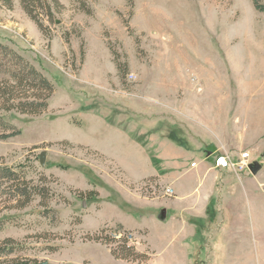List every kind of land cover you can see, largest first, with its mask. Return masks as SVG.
I'll return each mask as SVG.
<instances>
[{"label": "rangeland", "instance_id": "obj_1", "mask_svg": "<svg viewBox=\"0 0 264 264\" xmlns=\"http://www.w3.org/2000/svg\"><path fill=\"white\" fill-rule=\"evenodd\" d=\"M11 3L8 9L0 1V47L22 59L13 61L12 69L28 63L51 83L53 93L38 115L0 110V261L138 264L114 260L106 245L92 240L107 227L111 239L130 232L134 249L151 258L150 244L155 253L140 264H163L160 221L168 215L163 203L175 197L164 195V187L175 179L169 174L174 169L162 171L163 178L137 180L148 166L155 169L150 161L129 157L128 145L90 116L101 123L122 120L127 131L135 120L140 131L151 132L164 115L163 107H154L167 103L169 82L163 72L168 60L182 63L176 52L188 56L194 51L188 61L210 68L213 25L237 22L263 31L264 14L251 0H57L50 5L52 17L42 13L38 26L20 0ZM9 57L0 53V85L10 78L12 70L1 68ZM172 82L180 87V79ZM187 82L198 92L205 90L192 74ZM175 97L172 102L178 103L179 93ZM240 146L260 172L218 171L217 183L245 182L254 192L257 187L251 186L264 185V139ZM190 158L203 161L196 153L180 162L189 166ZM154 165L160 169L157 161ZM180 170L176 185H197L193 170ZM27 183L44 196L18 208L20 198L13 191H31ZM255 197L264 200V194Z\"/></svg>", "mask_w": 264, "mask_h": 264}, {"label": "crops", "instance_id": "obj_2", "mask_svg": "<svg viewBox=\"0 0 264 264\" xmlns=\"http://www.w3.org/2000/svg\"><path fill=\"white\" fill-rule=\"evenodd\" d=\"M236 23L213 25V60L206 62L210 68L188 61L194 51L188 56L177 51L182 63L168 60L163 72L169 82L164 89L167 103L154 107H163L164 115L153 122L151 132L140 131L135 120L130 122L131 133L122 120L101 123L90 116L128 145L129 157L150 161L155 169L148 166V173H139L137 180L163 178L162 171L174 169L169 187L175 197L163 203L168 215L160 221L163 264H264V200L255 197L264 194L261 184L251 186L257 187L254 192L245 182L221 185L219 172L210 169L214 154L238 156L245 150L241 143L264 139V30ZM190 74L199 85L204 83L205 90L190 87ZM177 79L180 87H172ZM178 93V103H173L172 96ZM196 153L203 161L190 158L189 166L180 162ZM182 168L183 173L193 170L197 185L175 184ZM147 249L155 253L148 242Z\"/></svg>", "mask_w": 264, "mask_h": 264}, {"label": "trees", "instance_id": "obj_3", "mask_svg": "<svg viewBox=\"0 0 264 264\" xmlns=\"http://www.w3.org/2000/svg\"><path fill=\"white\" fill-rule=\"evenodd\" d=\"M2 5L11 8V0H0ZM253 7L256 11L264 14V5H261L259 0H251ZM21 7L26 15L33 20L38 26V19L43 13L45 17L51 18L50 5H57V0H20ZM3 50V51H2ZM4 52L5 56H10L9 62L2 65L4 70H12L9 74V80L1 81L0 87V110L9 111L14 109L21 114L38 115L45 111L47 108V101L53 93V86L51 83L43 77L38 71H36L28 63H24L21 68L12 69L14 65L13 61L22 62V59L16 55V53L8 51L5 47H0V53ZM31 185V191H28L25 187L22 189H15L13 192L17 194L20 201L19 206L25 207L26 204L34 196L43 197L44 194L40 193L37 186ZM26 184V185H27ZM29 186V185H27ZM15 187H21V185H15ZM88 195H92V192H88ZM109 231V228L105 227L94 234L92 240L106 245L109 248V253L114 260L124 261L127 263H144L149 260L146 254L138 253L132 246L131 233L125 231L123 234L119 233L115 239H111L105 235ZM117 243V246H114ZM3 253L5 255L9 254ZM149 255V252H148ZM10 262H15L14 260ZM0 264H8V261H0ZM19 264V263H15Z\"/></svg>", "mask_w": 264, "mask_h": 264}, {"label": "built area", "instance_id": "obj_4", "mask_svg": "<svg viewBox=\"0 0 264 264\" xmlns=\"http://www.w3.org/2000/svg\"><path fill=\"white\" fill-rule=\"evenodd\" d=\"M250 162V155L248 152H241L238 156H232L227 153L214 154L211 158L210 169L239 174L248 170ZM191 167H195V163H192ZM260 187L264 192V185H260ZM164 195L166 197H172L174 195L173 189L169 186H165ZM129 240H131V237H129Z\"/></svg>", "mask_w": 264, "mask_h": 264}, {"label": "water", "instance_id": "obj_5", "mask_svg": "<svg viewBox=\"0 0 264 264\" xmlns=\"http://www.w3.org/2000/svg\"><path fill=\"white\" fill-rule=\"evenodd\" d=\"M44 158H45V153H41V155L39 156V163L41 166H43L44 164ZM260 170H261V166L258 163H250L248 165V171L253 176L256 175ZM40 264H47V263L43 262Z\"/></svg>", "mask_w": 264, "mask_h": 264}]
</instances>
